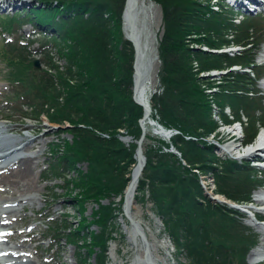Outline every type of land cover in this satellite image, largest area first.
<instances>
[{
	"label": "trees",
	"instance_id": "trees-1",
	"mask_svg": "<svg viewBox=\"0 0 264 264\" xmlns=\"http://www.w3.org/2000/svg\"><path fill=\"white\" fill-rule=\"evenodd\" d=\"M124 1L42 0L41 6L29 9L25 17L31 14L29 21L52 33L58 57L66 60L65 71L59 70L48 53L45 62L49 68L35 69L26 47L0 48V58L7 66L3 77L13 98L52 123H68L71 141L65 140L51 151L50 172L62 178L67 194L78 189L76 209L82 218L74 226L65 219L63 232L69 242L85 247L88 255L96 253L97 264H105L107 248L117 238L114 220L122 212V198L109 199L122 196L126 175L135 162L136 144L125 147L116 136L118 129L123 128L133 139L141 133L138 120L143 110L132 98L134 50L121 31ZM154 1L163 19L157 46V75L163 90L153 94L151 102L158 107L160 122L180 131L172 142L186 165L175 154L161 152L165 143L155 139L158 147L143 146L146 163L137 190L148 188L155 213L175 245L185 250L189 264H247L246 254L255 238L236 225L233 209L205 197L199 175L211 174L216 192L237 204L248 199L256 186L255 175L238 169L235 160L219 159L205 137L216 130L218 121H231L224 113L226 107L231 117L240 119L238 111L250 113L256 104L252 87L259 75L254 56L261 41L254 45L250 32L257 27L251 25L254 20L233 21L223 7L214 10L211 0ZM13 19L3 20V29L10 30ZM194 44L215 50L242 48L229 55L194 50ZM193 59L197 70H193ZM233 65L244 71L232 70ZM210 70L226 72L218 81L199 77ZM213 88L217 89L211 94L206 92ZM213 104L219 110L217 119L211 115ZM242 124L244 138L249 139L264 124V115L260 119L248 116ZM96 131L107 132L109 138ZM146 139L154 138L147 134ZM216 157L219 163L214 161ZM82 160L87 162L85 172L76 167ZM66 172L76 174L68 178ZM90 200L94 202L92 218L85 223L83 205ZM90 225L100 230H90Z\"/></svg>",
	"mask_w": 264,
	"mask_h": 264
},
{
	"label": "rangeland",
	"instance_id": "rangeland-1",
	"mask_svg": "<svg viewBox=\"0 0 264 264\" xmlns=\"http://www.w3.org/2000/svg\"><path fill=\"white\" fill-rule=\"evenodd\" d=\"M41 1L42 0H28L23 2L17 1L18 3H16V8H18L19 13L17 16H13L14 19L11 22V30L3 33V30L0 27V48L3 46L4 49H8L12 45L17 44L16 46H18L23 44L27 47V49H25L27 50L29 57L39 61L40 67L38 69L49 68L45 62L47 60L46 53H48V55L52 58V62L59 67V70L65 71L64 67L66 65V60L62 57H58L53 44L54 39L52 38V33L40 30L34 22L29 21L28 19L32 18L31 14L25 19L26 13L29 12L30 7L40 6L42 4ZM145 1L146 6L143 10L139 11L135 19V26L139 32L137 34L139 36L138 39L140 38L139 41L142 47V75L147 78L146 83H148L149 86L147 97L149 98L153 94L159 95L163 90V85L157 75L160 65L157 46L163 31V19L159 4L154 0ZM214 8L216 9V7ZM228 11H230L229 16L231 15L232 18L235 19L231 10L228 9ZM12 15V12L5 14L0 11V19L6 20L11 18ZM238 19L239 18L236 17L235 20L237 21ZM2 23L4 24L3 21ZM2 23L0 21V26H2ZM251 25L256 26L258 29H254L253 27V31L250 32L253 37L252 41L254 45H257L258 40L264 41V16L255 19ZM121 31L123 38L126 39L123 25L121 26ZM192 46L194 50L205 48V46L197 44L191 45V47ZM237 48L241 49L242 47L235 46L223 50L229 52V55H234V51L238 50ZM258 50H262L263 56L260 58H256L255 56L256 65L260 64V62L264 60V44L260 45ZM194 60L195 59L192 61V65L197 64V61ZM6 69V63L0 58V124L6 127V131L2 135H5L6 137L8 136V142H11V139L14 138L15 140L16 138L21 139V137L25 134L32 138V141L27 144L29 145L28 147L26 145L23 147L18 145L19 153L17 152V154L31 156V158H33V189L24 196L29 198H24L23 201L17 200L16 203L13 198L16 199V196L20 194V192H17V189L9 188L5 190V186H2L4 191H1L2 188H0V215L7 214L9 216L8 220H14L12 225H9L8 227V233L2 236L5 240L2 241L3 243H0V245L11 244L20 248V250L25 251L26 254L29 253L30 256L27 257L29 262L27 264H97L98 255L96 253L88 255L85 247H80L77 241L75 242L76 245H70L66 241L67 236L65 234L55 232L56 228L60 226L63 219L68 218L67 223L69 222V224L74 226L76 221L82 218L76 209V192L78 189L72 190L70 194H67L69 190L65 183L61 179H55L54 174L50 172V165L53 163V157L50 154L51 151L54 150V148L56 149L57 147L62 146L65 140L69 142L71 141V134L66 131L68 123H52L47 120L45 115L41 114L37 116L36 111H30V109H27L26 106H19L18 104H20L22 100L13 98L11 87L3 77V75L5 76L3 73ZM259 70L264 72V66H259ZM51 71L54 72V70ZM210 73L211 72L206 71L202 72L199 74V77L218 81V79L224 75L206 76ZM252 88L255 93L254 98L256 99V104L254 103L253 108L249 111L250 113L245 110L238 111L239 118L243 123L246 121V117L248 116L260 119L261 114L263 113L264 115V85L262 87L258 80L256 85ZM216 89L217 88L206 90V92H214ZM7 98L14 100L17 99V101L10 103L7 101ZM209 100H211L210 96ZM149 104L152 110L151 115L160 119L158 107L153 106L151 100H149ZM213 107L214 110L211 111V115L213 118L217 119L219 111L216 105L213 104ZM24 112L29 117H23ZM224 113L231 118L230 109L225 108ZM32 114H35L36 117H32ZM28 125H30V127H28ZM227 129H232V127L222 129H220V127L216 128L213 133H211L208 137H205V139L210 142L213 147L212 150L216 153L218 158L237 157V150H235L236 152L233 151L230 153V151H227V148L229 145L232 144L233 146L234 144V146H238L237 149H241V142L244 144V138L241 134L238 135L239 138L235 142L228 139L230 137L229 135L224 136L223 133L226 134V131H228ZM96 132L103 138H109V134L107 132ZM118 132L119 134L116 136L125 147H128L130 143H132L131 138H129L130 142L128 143H125L124 140H121L120 138L131 135L125 133L123 128H119ZM147 133L153 136L150 129H148ZM5 139H3V141H5ZM132 140L134 139L132 138ZM16 142H18V140H16ZM146 144L150 145L151 148L154 149L158 147L159 143L155 139L145 138L143 142L144 148L147 147L145 146ZM217 157L214 158V161L219 163L220 158L218 159ZM238 161L240 162L241 160L238 159ZM76 167L85 172L88 168L87 162L82 160L77 163ZM247 170V172H250V175H257L255 177L256 179L259 177V172L255 173L258 171L257 169L248 168ZM75 174V172L65 173L68 178L74 177ZM199 179V183L203 185L204 195L209 201H214L212 199L213 197H219L217 194H213V191L215 192L218 188L215 184H213L211 174L200 175ZM260 181L262 182L261 186L263 187L264 179L261 177ZM260 181L257 182L260 183ZM260 187L252 192V195L249 196V204L246 205V207H243V209H246L249 214L247 215L244 211L235 210L232 216L236 225L244 231V234L254 237L255 240L259 242V249L262 253H264V226L261 222H254L253 218V215L255 214L254 210L259 207L263 208V206L253 203V199L256 198L255 195H258V192L262 190V187ZM148 194V188L138 189L135 191V203L131 208V212L133 213V216L139 219L142 224H149L151 229L154 231L157 230L155 231L157 232L156 236L159 239H163L167 244L165 239V236L167 238V235L165 233L168 232L162 221L160 219L158 221L155 218L157 221L156 223V221L150 217V215H155V211L152 206L153 204H151V201L148 198ZM119 199H121V196H117L116 198L112 196L109 200L118 201ZM102 202L108 203V199H104ZM214 202L217 203L216 201ZM219 203L217 204H224L222 200H220ZM83 206L85 223H88L92 218L91 210L94 206V202L91 200L87 201ZM123 214L124 213L121 212L119 215L122 216H119V218L117 217L116 220H114L115 229L113 231V235H117V238L115 242L111 241L107 248V253L104 258L105 264H137L138 247L141 242L138 237L135 238L133 233L130 232L132 223H130L129 219H127V217ZM89 229H92L95 232L100 230V228L96 225H90ZM55 233H57L56 236L54 235ZM11 234H16V236L11 237ZM171 244L172 250L167 248L168 252L166 253L163 249L159 248V250L156 251V254L165 257L167 264H189L191 260H189L185 250H183V248H178L172 240ZM18 261L19 262L17 263L19 264H26L25 262H22V260L18 259ZM246 261L248 264H255L254 260L249 258V256H247ZM11 262H16V260L7 261V263ZM260 264H264V262Z\"/></svg>",
	"mask_w": 264,
	"mask_h": 264
},
{
	"label": "bare ground",
	"instance_id": "bare-ground-1",
	"mask_svg": "<svg viewBox=\"0 0 264 264\" xmlns=\"http://www.w3.org/2000/svg\"><path fill=\"white\" fill-rule=\"evenodd\" d=\"M16 1H28V0H16ZM145 0H125L123 11H122V23H123V29L126 36H134L135 41L138 44V50H137V57H136V73H135V95L136 98L146 103L147 95L149 91V86L147 82V78L143 77V61H142V47L140 44V38L138 39V30L135 26V19L139 13V11L143 10V8L146 6ZM147 118L144 119V121ZM30 127V125H28ZM6 127L0 124V159H7L4 165L0 166V188L4 190L2 186H5V190L9 188L17 189V192L20 194L16 196L15 202L23 201L24 197L29 191L33 189V172H32V159L31 156H25V155H19L18 147L21 146H29L27 145L29 142L32 141V138H30L29 135H23L21 139L16 138L18 142H16L15 138L11 139V142H8L5 135L2 134L6 131ZM234 130V128H232ZM235 131H230L227 134H223L224 136L229 135V140H232L233 142L237 141L238 139L234 138ZM6 138V139H5ZM5 139V141H3ZM35 139V138H34ZM33 139V141H34ZM3 141V142H2ZM124 142L128 143L130 142V139L128 137L124 138ZM16 143V144H15ZM13 144V145H10ZM15 144V145H14ZM19 145V146H18ZM264 145V130L260 133L259 137L256 140V143L253 144L251 148L261 147ZM238 146H232L229 145L227 148V151H230L232 153L233 151L237 150ZM226 151V152H227ZM257 151V149H253L251 151H248L249 155H253V152ZM236 152V151H235ZM19 153V152H18ZM135 162L131 166V170L129 172L128 176V182L125 185V188L123 190V193L121 194L122 198V213L123 215H126L131 219L132 226L130 227V232L133 233L134 237L140 240V245L138 249L137 254V264H146L144 259H149V262L151 264H167L165 257L160 256L156 254V251L159 250V248L163 249L166 246V243L163 239H159L156 234L157 230H153L149 227V224H142L139 219L133 216V213L131 212V208L134 206V194L137 190V185L140 179V175L137 176V169L138 165L142 163V159H140L138 156H136ZM258 192V191H257ZM259 194L256 196V198L253 199V203L256 205H264V186L262 187V190L258 192ZM218 199L225 201L226 199L220 195ZM8 201V200H7ZM13 202V201H12ZM256 208V207H255ZM254 209V208H253ZM139 211V210H138ZM7 215V214H6ZM8 216V215H7ZM9 217V216H8ZM151 218H153L155 221V217L150 215ZM157 223V221H156ZM147 225V226H146ZM257 226V225H256ZM262 228V227H261ZM140 233L145 236L146 241H142V238L140 236ZM18 234V233H16ZM14 234V235H16ZM140 237H139V236ZM9 237V236H8ZM17 248V247H16ZM148 251L149 257L145 256V251ZM15 251L22 252L20 248L15 249ZM167 253V252H166ZM256 253L251 252L250 256L253 257ZM24 255V262L27 264L29 262V259L27 258L29 254L21 253L20 256ZM18 258V257H17ZM31 262V261H30ZM32 263V262H31Z\"/></svg>",
	"mask_w": 264,
	"mask_h": 264
},
{
	"label": "water",
	"instance_id": "water-1",
	"mask_svg": "<svg viewBox=\"0 0 264 264\" xmlns=\"http://www.w3.org/2000/svg\"><path fill=\"white\" fill-rule=\"evenodd\" d=\"M126 38L132 43V45H133V47H134V52H135V57L137 56V50H138V44H137V42L135 41V39H134V36H126ZM33 64H34V66L36 67V68H38L39 67V62H38V60L37 59H34L33 60ZM136 71V70H135ZM219 74H222V72H220ZM217 74H215V73H213V76H216ZM135 89H134V93H133V99L135 100V102H137L138 104H140L142 107H143V111H144V113H143V116H142V118L139 120V123H140V127H141V134H140V137L138 138V140H136L135 141V143H136V148H135V155H134V157L136 158V156H138L140 159H142V163L141 164H139L138 165V169H137V176L138 175H140L141 174V172H142V170H143V168H144V165H145V155L143 154V151H142V143H143V140H144V137H145V127L143 126V121H144V119L145 118H147L148 117V115H149V113H150V108H149V106L146 104V103H143V102H141V101H139V100H137L136 98H135ZM128 138H131V136H128ZM121 140L123 139L124 140V138H120ZM173 153H175L176 151H173V150H171ZM175 154H178L177 152L175 153ZM214 201H217V202H219L220 200H218L217 198H212ZM228 204V203H227ZM232 206V205H231ZM125 215H126V213H125ZM127 216V215H126ZM128 217V216H127ZM128 219H129V217H128ZM129 221H130V223L132 222L131 221V219H129ZM140 236H141V238H142V241H146V239H145V236L143 235V234H141L140 233ZM145 256H147V257H149V254H148V251L146 250L145 251ZM145 260V263L146 264H151L150 262H149V259H144Z\"/></svg>",
	"mask_w": 264,
	"mask_h": 264
},
{
	"label": "built area",
	"instance_id": "built-area-1",
	"mask_svg": "<svg viewBox=\"0 0 264 264\" xmlns=\"http://www.w3.org/2000/svg\"><path fill=\"white\" fill-rule=\"evenodd\" d=\"M151 126L152 129L154 130L155 133L157 134H168V135H173L176 133L175 130L173 129H165L163 128L160 124H158L156 121H151Z\"/></svg>",
	"mask_w": 264,
	"mask_h": 264
}]
</instances>
